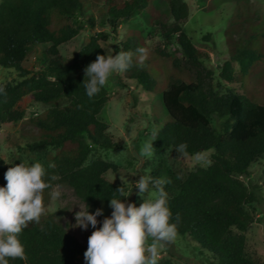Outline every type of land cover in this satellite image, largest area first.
I'll use <instances>...</instances> for the list:
<instances>
[{
    "label": "trees",
    "instance_id": "trees-1",
    "mask_svg": "<svg viewBox=\"0 0 264 264\" xmlns=\"http://www.w3.org/2000/svg\"><path fill=\"white\" fill-rule=\"evenodd\" d=\"M249 1L241 12L237 11L242 17L237 16L227 29L230 56L238 62L242 79H247L257 63L264 60V0H257L255 6ZM98 2L104 4L99 12L111 32L92 35L88 44L67 63L60 54V46L78 36L80 28L73 21L79 20V15L91 26L96 25L92 17L85 16V9ZM150 3L151 0L0 3V67L18 73V79L0 86V124L17 123L25 117L21 106L24 97L51 105L25 121L38 129L26 151L53 150L54 155L49 156L53 165L45 170V182L53 187L56 184L71 187L89 211L110 205L111 198L125 197L115 193L123 184L107 177L109 171L119 169L116 164L102 159L88 162L95 149L116 150L121 143L99 118L110 95L103 87L89 98L82 86L84 69L98 55H107L100 43L108 42L117 33L119 22L128 20L135 11L143 14ZM156 11L152 20L160 30L164 48L155 49L151 58L169 60L175 72L163 90L167 117L163 128L155 133L156 147L175 150L180 143H186L189 155L213 151L209 167L193 171L184 179L174 176L166 179L164 190L172 214L170 222L177 225V235L189 236L211 254L216 264H261L249 257L246 238L254 219L245 206L258 199L240 177L249 176L251 164L264 156V104L253 101L246 93L221 94L214 89L213 71L205 65L209 55L195 47L184 30L189 18L186 2L162 0ZM241 20L247 23V36L235 39ZM131 43L128 41L123 49L133 53L131 66L125 71L127 78L148 92L157 91L160 79L156 73L161 68L152 61L141 60ZM47 44H50L47 64L37 72L26 69L23 63L28 48ZM220 77L227 82L236 80L230 62L223 65ZM63 99L68 104L59 106ZM8 168L0 156V187H6ZM51 176L57 179L50 180ZM50 190L43 193L46 210L40 222H30L18 236L24 257L9 258V264H81L87 248L65 230L56 213L47 210ZM124 191L127 192L126 185ZM97 219L101 222L97 227H102L101 218Z\"/></svg>",
    "mask_w": 264,
    "mask_h": 264
},
{
    "label": "rangeland",
    "instance_id": "rangeland-1",
    "mask_svg": "<svg viewBox=\"0 0 264 264\" xmlns=\"http://www.w3.org/2000/svg\"><path fill=\"white\" fill-rule=\"evenodd\" d=\"M183 1L189 8V18L184 25V30L195 47L209 55L210 58L205 65L213 71L214 89L221 94L246 93L253 101L264 104V60L257 63L247 79H242L238 62L232 60L230 56L231 39L227 29L237 16L242 17L237 11L241 12L244 9L243 6L247 5V0ZM161 2L162 0H151L150 6L143 14L135 11L128 20H121L117 33L108 42L100 43L108 55H114L124 49L128 41H132L131 45L135 51L139 47L145 48L144 59L152 61L153 65L161 68L156 73V78L160 80L158 90L155 92L144 90L136 81L128 79L125 72L114 73L109 77L104 87L110 99L99 118L109 125V133L121 143V146L116 150L95 149L88 161L102 159L116 164L119 169L109 171L107 177L111 181L122 183L120 176H124L128 181L125 184L126 194L132 193L125 202L134 203L137 207L143 200L137 195L138 190L134 188V185L141 176L162 179L163 186L166 188L165 183L169 176L184 179L191 172L207 168L213 162L212 150L203 152L205 153L203 160H196L195 155L188 154L187 157L179 158V154L173 148L159 149L156 147L155 133L163 128L167 117L163 104V90L169 79L175 75L169 60L162 58L152 60L151 58L155 49L164 48L160 30L152 20ZM249 2L252 6L258 5L257 0ZM103 6V2H98L85 9V16L92 17L96 22L95 26H91L82 15L78 16L79 20L73 21L80 28L78 36L59 48L60 54L67 63H70L88 44L92 35L102 31L111 32L110 26L105 22V17L99 12ZM239 7L242 8L239 9ZM246 27L247 23L241 20L234 34L235 39L247 36ZM207 36L210 39H206ZM49 47L50 44L30 46L23 63L24 67L34 72L41 70L49 60L47 53ZM169 50L172 51V47ZM226 62H230L234 68L236 80L233 82H227L220 77L221 68ZM17 77L16 71L0 67V86L6 85ZM66 104L68 101L65 99L58 103L59 106ZM21 106L25 109V117L22 120L12 124H0V156L4 158L9 168L21 163L25 166H32L38 162L44 170H48L53 165L49 156L54 155V151L49 150L45 153L26 151L27 145L34 141L38 129L27 125L25 121L42 114L51 105L33 102L28 97H24ZM149 142L153 143L154 154L150 157H141L139 155L141 148ZM240 179L250 191L256 194L258 199L245 206V210L254 219V223L246 233L248 255L264 264V156L251 164L249 176H242ZM56 185L61 186V196L56 201L50 198V203L46 206L47 210L56 213L65 230L88 248V239L95 229L90 226L87 230L73 227L76 224L75 214L80 211L78 206L83 207L86 204L77 197L71 187L65 184ZM152 191L154 189L150 183L149 193L145 194L146 198ZM97 209H103V215L100 216L102 221L105 217H111L113 209L109 205H100L95 211H88L94 214ZM150 242L151 238H149ZM157 264H216V262L211 254L202 250L189 236L176 235L174 242L160 247V259Z\"/></svg>",
    "mask_w": 264,
    "mask_h": 264
},
{
    "label": "clouds",
    "instance_id": "clouds-1",
    "mask_svg": "<svg viewBox=\"0 0 264 264\" xmlns=\"http://www.w3.org/2000/svg\"><path fill=\"white\" fill-rule=\"evenodd\" d=\"M136 53L142 60L146 56V49L139 47ZM132 57V52L123 49L114 55H98L84 69L82 86L88 97L96 95L112 74L127 71ZM187 147L186 143L176 146L179 158L188 156ZM154 152L153 143L149 142L143 145L139 155L150 157ZM204 156L205 153H196L194 158L203 160ZM44 177L45 170L38 162L32 166L21 163L10 167L5 173L6 187H0V264H9V258L24 257V248L18 236L30 222H40L46 210L43 196L45 189H52L49 194L52 201L60 198L61 186L53 187L50 182H45ZM49 179L56 180L57 177L51 176ZM120 179L123 186L115 193L125 198L110 199L109 206L113 211L111 217L104 218L102 227H97L101 223L97 217L103 215V209L91 214L87 204L78 206L80 211L75 214L76 224L73 227L87 230L91 225L95 229L84 253L86 264H157L160 247L174 242L177 235V225L170 222L172 214L167 206L164 181L141 176L134 185L138 190L137 195L143 200L137 207L134 203L124 202L132 193H125L124 187L128 181L124 176H120ZM150 183L154 191L146 198Z\"/></svg>",
    "mask_w": 264,
    "mask_h": 264
},
{
    "label": "water",
    "instance_id": "water-1",
    "mask_svg": "<svg viewBox=\"0 0 264 264\" xmlns=\"http://www.w3.org/2000/svg\"><path fill=\"white\" fill-rule=\"evenodd\" d=\"M85 257H82V261H81V264H85Z\"/></svg>",
    "mask_w": 264,
    "mask_h": 264
},
{
    "label": "built area",
    "instance_id": "built-area-1",
    "mask_svg": "<svg viewBox=\"0 0 264 264\" xmlns=\"http://www.w3.org/2000/svg\"><path fill=\"white\" fill-rule=\"evenodd\" d=\"M242 177V176H241Z\"/></svg>",
    "mask_w": 264,
    "mask_h": 264
}]
</instances>
